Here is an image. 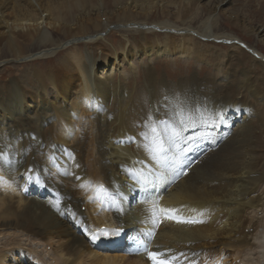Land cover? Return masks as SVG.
Returning a JSON list of instances; mask_svg holds the SVG:
<instances>
[{"label":"bare ground","instance_id":"6f19581e","mask_svg":"<svg viewBox=\"0 0 264 264\" xmlns=\"http://www.w3.org/2000/svg\"><path fill=\"white\" fill-rule=\"evenodd\" d=\"M204 1L0 0V60L24 59L32 48L45 51L59 40L69 44L48 58L49 52L42 54L44 60L30 57L35 60L21 70L7 65L16 72L7 80L0 73V236L11 237L0 264H147L144 256L97 248L102 241L94 231L106 224L110 233L114 224L142 234L152 230V251L182 253L189 264H233L255 248L263 251L258 260L264 264V228L258 245L245 232L256 234L264 221L248 217L264 211V67L256 60L264 55L249 49L256 58L244 67L246 44L215 33L228 0ZM157 11L166 18L158 29L168 33L161 45L142 28ZM225 20L246 34H261L236 16ZM111 25L127 27L118 32L124 37L83 41L86 57L77 40ZM175 32L182 33L179 42ZM197 35L213 43L232 40L239 56L228 55L203 76V68L160 76L145 64L132 87L109 71L136 54L203 64L207 53L197 49ZM191 161L196 164L173 183L174 169ZM144 193L150 198L137 200ZM162 208L196 223L164 222L156 230ZM18 234L37 242L48 258L12 238Z\"/></svg>","mask_w":264,"mask_h":264},{"label":"rangeland","instance_id":"374dc122","mask_svg":"<svg viewBox=\"0 0 264 264\" xmlns=\"http://www.w3.org/2000/svg\"><path fill=\"white\" fill-rule=\"evenodd\" d=\"M214 2H215V0H205L204 1V3H207L209 5H212ZM168 10H169L170 14H175L177 12L178 8L176 7V5H174V6L171 5V7H169ZM226 16H232V17L236 16V17L244 20L245 23L247 24V26H249L253 29L257 28L259 31H261L260 36L257 37V36H254L253 34H246V33L242 32L240 29L236 28V26H233L231 22L226 21L225 20ZM218 18H221L222 20H220V23L217 24V28H216L217 30L215 29V31H216L215 33L229 34V35L233 36V38H237V39L240 38L241 41L244 42L246 44V46L248 47V50L244 51V53L241 56L242 57L241 60L243 59V61L241 63L244 67H246V66L249 67V65H252L254 59L256 58L253 54H251V53H253L251 50L255 49L254 51H256V55L259 52L263 53L262 55H264V45H263V43H264L263 42L264 41V0H228V3L223 7V10L219 11ZM168 19H170V22H174L176 25H179L178 20L177 19L175 20V18H173L172 16H169ZM146 20L147 21L144 24L147 26H143L142 28L151 30V32L153 34L152 38L148 39V40H152L153 42H157L161 45L162 41L164 42L166 40V38H164V37L168 33L163 31V30L160 31V29H158L157 25H158V23L165 21L166 18L161 16V13L157 11L154 13V15H152L151 18H148ZM191 26L194 29H196L199 26V24H198V22L195 23L194 21H192ZM124 28H127V27H121L120 25H111V26H108L107 29L105 28L106 30L100 32L99 34L88 35L87 36L88 38L79 39L77 41H80V44L83 45L80 50H82L84 52V54H86V57L88 56V58H89L90 55L87 52L88 47L86 46V44L84 42H87L89 40L99 39L100 41L106 43V42H109L110 39L115 40V41L118 39H122L124 37L123 34L118 33V32L121 30H125ZM219 28H220V30H219ZM114 31L116 32V34L115 35L111 34ZM175 35H176L175 36L176 42H179L181 39H183L182 33H180V35L178 33H176ZM111 37H114V38H111ZM154 38H155V40H154ZM195 39H196L195 44L197 45V49H199V51L201 50L203 53H207V57H204V59H203L204 60L203 64H199V62L196 61L195 59H192V58L185 59V58H182L181 56L180 57L174 56L173 58L168 57V56L160 57V58L152 57L151 59H147L146 57H142V59H141L138 57V54H136L135 58L129 62L131 65L128 64L127 62L121 63V64L119 63L120 66L122 65V68H120L119 66H113L114 64H113V62H111L110 64L113 66V68H110L109 71L111 69H113L115 76L113 74L112 77H115L116 80H118V81H119V78H122L124 80L128 79L129 80V86L132 87L135 84V81L138 80V79L135 80L136 75L139 74L140 72H142L139 74V77H140L143 74L144 70L148 66H153V68L156 70L157 74L160 76L163 75V73H166L167 75L169 73L179 75L181 73V70H182V72L184 71L183 74H188L191 72L196 73V72H198V70L200 68H203V69H200V71L203 72L201 74V76H203V75H208L209 73H213V70L211 67H218L222 62L224 65V62H225L224 60H226L228 55L230 56L231 54H234L236 56H239V53H238L239 51L237 49L235 51V48H233L234 41H232V40L230 42H225V43L224 42H218V41L213 43L211 41H208L206 38L199 37V35H197L195 37ZM261 39H263V40H261ZM59 41L60 42L58 43V47L50 48V49H47L45 51L42 49L38 50V49L32 48L33 51L31 50L32 52H30L26 57H24V59L21 58L19 60L13 61L10 58H6V59L0 60V73L2 72L4 74L6 80H7L8 79L7 76L9 73L14 72L16 74L15 71L6 70L5 67L7 65H15V67H17V69L21 70L24 67V63L30 64L33 60H35L33 58H32L33 59L32 60L30 57H36V58L38 57L37 58L38 60H44L46 58V56H43L45 53H48V52L50 53L47 56V58H48L49 56H53L58 51L69 46V44L66 43V41H62V40H59ZM215 47H217V48H215ZM249 49H251V50H249ZM235 52H236V54H235ZM247 57H248V59H247ZM256 60L261 65H263V67H264V58H259ZM216 62L218 64H216ZM101 63H103V61L100 62V65H98L96 70H95V74L99 75V76L102 74L101 69L103 68V65H101ZM145 64L147 65V67H145L146 66ZM48 65H49V63H48ZM35 66H37V64L33 63L32 67H35ZM188 67H190V68H188ZM131 68H133V71ZM135 68H136V70H135ZM188 69H190V70L188 71ZM109 71H108V73H109ZM262 73L264 74V68H263ZM101 77L105 78V74ZM263 114H264V111H263ZM90 120H91V118H90ZM108 120H109V118H108ZM100 123H101V125H103V120H102L101 116H100ZM90 133L93 134L94 131H91ZM0 138H1V136H0ZM89 144H92V141H90ZM228 144H229V141L227 142V145ZM1 146L2 145L0 144V147ZM0 169H1V167H0ZM64 178L65 177L54 179L53 183L55 184L57 181L63 182ZM18 182L20 184H23V181L20 177H18ZM57 184L61 185L59 182ZM263 184H264V179H263V183L261 185H263ZM261 188H262V186H261ZM119 189L120 188L118 187V190ZM22 197H27L25 192L22 193ZM39 200H40V198H39ZM113 201H115V199ZM248 217L253 218V220H262L263 221L264 220L263 219L264 218V211L259 210L256 214H254V213L251 214V212H250ZM260 225L256 229L258 231V232L256 231V234H255V232H252V229L245 230L246 234L253 233L252 234L253 237L250 238V242L252 244L254 243V245H256V244L258 245V243L260 242V240H258V238H259L258 235H259V233L262 232L260 230H262L264 228V221ZM257 233H258V235H257ZM82 236L87 239V237L84 234ZM17 237H18V239H22L20 242L21 245H23L25 247L29 246V248L32 250H39L40 251L41 248L39 245H37L38 244L37 242L33 243L29 239H27L25 237H21L20 234H18L17 236H13L12 238L15 239ZM10 238L11 237H9V236H2V235L0 236V250L4 247L6 242H9ZM29 243H30V245H29ZM260 251H262V250H260ZM260 251H259V249H256V248L249 250V251H245V253H242V255L240 256V259L238 258L239 260L236 259L235 261H233V264H261V263H259V260H258V258L261 255H258V254H261V253L263 254V251L262 252H260ZM41 254H42L44 259L48 258V255L46 253H45L46 255L42 252H41ZM33 264H37V263L34 262Z\"/></svg>","mask_w":264,"mask_h":264},{"label":"snow or ice","instance_id":"6c2138e0","mask_svg":"<svg viewBox=\"0 0 264 264\" xmlns=\"http://www.w3.org/2000/svg\"><path fill=\"white\" fill-rule=\"evenodd\" d=\"M150 258L153 260L154 264H164L163 261L157 260V254L155 253L150 254Z\"/></svg>","mask_w":264,"mask_h":264}]
</instances>
